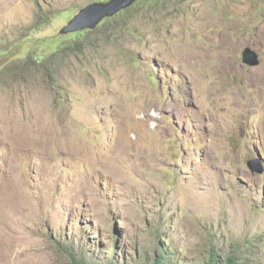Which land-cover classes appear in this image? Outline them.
<instances>
[{"label":"rangeland","instance_id":"obj_1","mask_svg":"<svg viewBox=\"0 0 264 264\" xmlns=\"http://www.w3.org/2000/svg\"><path fill=\"white\" fill-rule=\"evenodd\" d=\"M109 1L0 0V264H264V0Z\"/></svg>","mask_w":264,"mask_h":264},{"label":"water","instance_id":"obj_2","mask_svg":"<svg viewBox=\"0 0 264 264\" xmlns=\"http://www.w3.org/2000/svg\"><path fill=\"white\" fill-rule=\"evenodd\" d=\"M137 0H110L106 3H94L81 10L61 32V35H69L83 30H95L106 18H113L120 12L132 7ZM243 63L250 67L260 65L259 55L251 48L243 52ZM249 168L255 173L263 174L264 165L261 161H251Z\"/></svg>","mask_w":264,"mask_h":264},{"label":"trees","instance_id":"obj_3","mask_svg":"<svg viewBox=\"0 0 264 264\" xmlns=\"http://www.w3.org/2000/svg\"><path fill=\"white\" fill-rule=\"evenodd\" d=\"M153 1L157 2L158 0H147L146 3L153 2ZM42 22H45V21H42ZM91 31L92 30H85V31L77 32L74 35L72 34L74 40H73V44L71 46L78 45L81 41L80 39H82L83 37L89 36ZM64 40H66V39L61 38V39L56 40V43L54 45H52L49 48V50H52L55 52L63 50L65 47V46L62 47V45L64 44ZM65 45H67V44L65 43ZM79 47H77V48L69 47L67 50L71 49L72 51H77ZM246 244H247L246 246L249 247V243H246ZM162 251H163V253H162ZM162 251H161L162 255H160L161 258L155 257V259H154L155 263H157V264L163 263L164 260L169 261L171 259V257H168L165 254V248ZM242 256L245 258H243ZM206 258H207L206 264H250L248 256L238 255L237 252H235V250L231 251V252H227L225 250H217V249L212 248L209 251ZM219 259H221L222 261L220 262ZM144 264H146V262Z\"/></svg>","mask_w":264,"mask_h":264},{"label":"bare ground","instance_id":"obj_4","mask_svg":"<svg viewBox=\"0 0 264 264\" xmlns=\"http://www.w3.org/2000/svg\"><path fill=\"white\" fill-rule=\"evenodd\" d=\"M101 3H106V2H101ZM124 11H125V10H124ZM122 12H123V11H122ZM122 12H121V13H122ZM75 16H76V15H75ZM75 16H74V17H75ZM83 31H85V30H83ZM80 32H81V31H80ZM1 234H2V233H1ZM1 236L3 237V235H1ZM0 239H1V238H0ZM3 239H4V238H3ZM7 239H8V238H6V240H7ZM1 240H2V239H1Z\"/></svg>","mask_w":264,"mask_h":264},{"label":"clouds","instance_id":"obj_5","mask_svg":"<svg viewBox=\"0 0 264 264\" xmlns=\"http://www.w3.org/2000/svg\"><path fill=\"white\" fill-rule=\"evenodd\" d=\"M118 15H119V14H118ZM116 16H117V15H116ZM113 18H114V17H113ZM106 19H111V18H106ZM106 19H105V20H106ZM100 25H101V24H100ZM247 66H248V65H247ZM249 67H250V66H249ZM261 162H262V161H261ZM262 163H263V162H262Z\"/></svg>","mask_w":264,"mask_h":264}]
</instances>
